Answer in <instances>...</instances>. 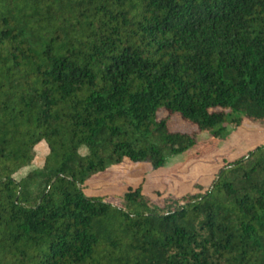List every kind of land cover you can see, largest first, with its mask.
Listing matches in <instances>:
<instances>
[{
    "label": "trees",
    "instance_id": "1",
    "mask_svg": "<svg viewBox=\"0 0 264 264\" xmlns=\"http://www.w3.org/2000/svg\"><path fill=\"white\" fill-rule=\"evenodd\" d=\"M242 121L264 123V0H0V264H264V143L160 206L85 193Z\"/></svg>",
    "mask_w": 264,
    "mask_h": 264
},
{
    "label": "rangeland",
    "instance_id": "2",
    "mask_svg": "<svg viewBox=\"0 0 264 264\" xmlns=\"http://www.w3.org/2000/svg\"><path fill=\"white\" fill-rule=\"evenodd\" d=\"M168 128L171 131L192 130L178 116L168 119ZM196 139L194 146L169 159L161 169L153 170L147 164L113 166L106 173L94 176L85 193L105 194L110 202L129 212L160 206L167 197L190 192L195 182L208 184L226 160L242 156L257 144L264 143V123L242 121L236 127L223 130L219 137L202 133ZM42 152L40 145L32 168L42 166ZM141 182L139 198L129 200L124 196L125 191L134 189Z\"/></svg>",
    "mask_w": 264,
    "mask_h": 264
}]
</instances>
